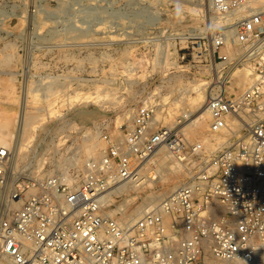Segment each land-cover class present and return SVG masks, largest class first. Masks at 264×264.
Listing matches in <instances>:
<instances>
[{"label":"built area","instance_id":"1","mask_svg":"<svg viewBox=\"0 0 264 264\" xmlns=\"http://www.w3.org/2000/svg\"><path fill=\"white\" fill-rule=\"evenodd\" d=\"M207 1L217 25L186 47L219 73L207 109L210 137L230 136L224 147L190 143L187 114L159 127L160 106L150 102L123 137L103 134L100 158L66 175L16 174L0 148V264H264V0ZM239 66L254 78L233 92ZM162 146L186 167L199 162L197 170L153 211L120 221L107 195L150 180L146 167Z\"/></svg>","mask_w":264,"mask_h":264},{"label":"rangeland","instance_id":"2","mask_svg":"<svg viewBox=\"0 0 264 264\" xmlns=\"http://www.w3.org/2000/svg\"><path fill=\"white\" fill-rule=\"evenodd\" d=\"M216 25L207 0H0V122L14 132L30 90V126L21 148L9 139L10 170L31 177L81 170L107 149L103 134L123 137L139 108L157 102L166 114L169 103L195 95L194 83L214 86L216 68L197 63L186 44ZM182 132L190 143L211 140L209 128L204 136ZM158 156L147 171L158 167ZM198 164L159 170L154 182L113 195L108 211L121 218V205L129 213L153 192L169 194Z\"/></svg>","mask_w":264,"mask_h":264},{"label":"bare ground","instance_id":"3","mask_svg":"<svg viewBox=\"0 0 264 264\" xmlns=\"http://www.w3.org/2000/svg\"><path fill=\"white\" fill-rule=\"evenodd\" d=\"M157 1H159V0H157ZM154 2H156V1H154ZM199 7H201V6L199 5ZM157 20H160L159 16H157ZM152 24H154V22ZM116 36H118V35H115V37ZM230 53H232V52H230ZM230 73H231L233 79L235 80V82L237 81V85L239 86V88H241V90L248 88L253 82V78H254L253 72L250 68H248L246 66L240 67V68L238 67L236 69H232ZM191 89L195 93V95H188L186 97L180 96L179 99H176L171 104L169 102H167L168 98L165 97L163 100L165 102L164 104L169 103V106L167 107V113L164 114L162 111L159 110L157 115H156L155 121H157V122L162 121L164 124L168 123L167 125H172L174 123L173 122L174 118L176 117L177 114H180L178 112L181 110V114H187L188 115V118L181 125V129L183 131H185L186 129H189L196 136H204V133H206V131L210 127V123H208V121H209V119H211V115L207 109V100L209 98V94L211 93V91L214 88H213V86L211 87V85L208 86L207 83H196V84L194 83L191 86ZM233 91H235V90L233 89ZM235 92H237V91H235ZM29 93H30V90H28L26 92V95L24 94V97L22 100V112H21L20 118L18 120V128L16 129V131L14 132L12 130L9 122H0V148H2V147L9 148L8 147L10 145L9 139L13 138V136L15 137V140H16V145H17L16 149H19L23 146L21 141L24 138V135L26 134L25 132H26L27 128L30 126V121H29L30 117L27 116V111H26V106L28 104V97L27 96ZM183 95H184V93H183ZM188 106L190 107V109H187ZM37 127H40V126H35V128H37ZM90 135H92V134H90ZM208 135H209V133H208ZM214 136L215 137H210V135H209V137H210L209 139H211L209 142H208V139H206L207 137L203 138V140L200 141L206 145V148L210 153L216 151L217 149L224 147V145L226 144L225 142L230 137V136H227L226 134L225 135H214ZM14 144H15V142H14ZM165 150L167 152L166 147L162 146L150 157L149 164H150V161L157 154H159L158 159L156 160V162H158V167L154 168V171H152V177L150 180L143 181L140 179L131 185L124 183L122 185L115 186L114 188L111 189V191L109 192V194L106 197L110 201V204L114 203L113 195H118V194H121L124 192H128L130 189L138 190V189L142 188V186H144V184H146V181L147 182H154L156 175H159L158 173H161V172H159V170H161V169L162 170L165 169V171L169 170L170 172H173V173H175V171H178L183 165L179 161H176L173 158H171L170 154L168 152L166 153ZM18 152H19V150H18ZM87 152L88 153L93 152L92 146L89 147ZM79 161H80L79 158H75L73 160V163H78ZM190 173H188V175ZM64 174L66 175L67 172H65ZM162 178L167 179L168 182L171 181V179H168L167 177H165V175H162ZM178 181H180V180H178ZM178 181L176 180L171 186H168L169 189H171V192L174 191L176 188H178L181 184L184 183V182H182L179 185V183L177 184ZM155 193L156 192H153L152 194L149 193L150 195H147V198L145 200V201H147L146 205H144L145 204L144 203L142 206L138 207L137 209H134L133 211H131L129 213L126 212V210H127L125 207L126 204L121 205V207H118V210H120L121 213L123 214L122 217L121 218L118 217V219L120 221L125 222V223H134L138 219L143 217L145 214L153 211L160 204V202L168 195V193L165 195L163 193L162 194H155ZM18 204L19 203H16V202L13 203V205H15V206H18ZM122 206H124L125 208L124 207L122 208ZM109 213L112 214L111 212H109ZM113 216H114V214H113ZM209 264H214V262L209 261Z\"/></svg>","mask_w":264,"mask_h":264}]
</instances>
